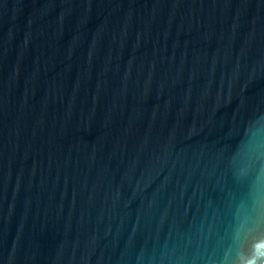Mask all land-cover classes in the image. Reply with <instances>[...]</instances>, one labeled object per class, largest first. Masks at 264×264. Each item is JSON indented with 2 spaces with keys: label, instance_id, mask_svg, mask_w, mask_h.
I'll list each match as a JSON object with an SVG mask.
<instances>
[{
  "label": "water",
  "instance_id": "obj_1",
  "mask_svg": "<svg viewBox=\"0 0 264 264\" xmlns=\"http://www.w3.org/2000/svg\"><path fill=\"white\" fill-rule=\"evenodd\" d=\"M0 264H264V0H0Z\"/></svg>",
  "mask_w": 264,
  "mask_h": 264
}]
</instances>
